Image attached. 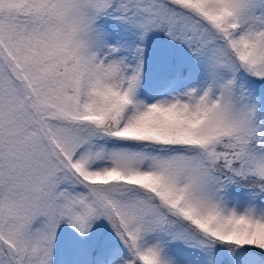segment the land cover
I'll return each instance as SVG.
<instances>
[{
  "label": "snow or ice",
  "instance_id": "snow-or-ice-1",
  "mask_svg": "<svg viewBox=\"0 0 264 264\" xmlns=\"http://www.w3.org/2000/svg\"><path fill=\"white\" fill-rule=\"evenodd\" d=\"M0 264H264V0H0Z\"/></svg>",
  "mask_w": 264,
  "mask_h": 264
}]
</instances>
